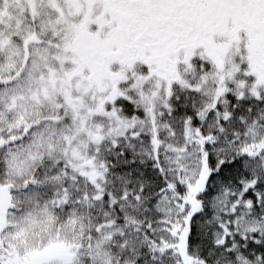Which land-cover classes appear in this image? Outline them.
Masks as SVG:
<instances>
[{"label":"snow or ice","instance_id":"obj_1","mask_svg":"<svg viewBox=\"0 0 264 264\" xmlns=\"http://www.w3.org/2000/svg\"><path fill=\"white\" fill-rule=\"evenodd\" d=\"M0 264H264V0H0Z\"/></svg>","mask_w":264,"mask_h":264}]
</instances>
